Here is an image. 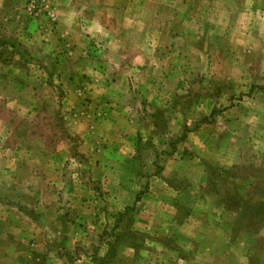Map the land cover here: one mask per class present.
<instances>
[{"label":"rangeland","instance_id":"rangeland-1","mask_svg":"<svg viewBox=\"0 0 264 264\" xmlns=\"http://www.w3.org/2000/svg\"><path fill=\"white\" fill-rule=\"evenodd\" d=\"M0 264H264V0H0Z\"/></svg>","mask_w":264,"mask_h":264},{"label":"trees","instance_id":"trees-1","mask_svg":"<svg viewBox=\"0 0 264 264\" xmlns=\"http://www.w3.org/2000/svg\"><path fill=\"white\" fill-rule=\"evenodd\" d=\"M121 215H125V213H122Z\"/></svg>","mask_w":264,"mask_h":264}]
</instances>
